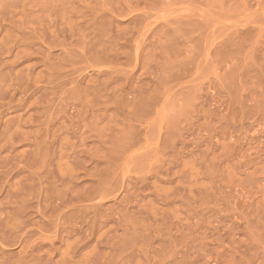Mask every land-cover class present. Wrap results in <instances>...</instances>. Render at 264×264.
I'll use <instances>...</instances> for the list:
<instances>
[{
	"label": "rangeland",
	"instance_id": "rangeland-1",
	"mask_svg": "<svg viewBox=\"0 0 264 264\" xmlns=\"http://www.w3.org/2000/svg\"><path fill=\"white\" fill-rule=\"evenodd\" d=\"M0 264H264V0H0Z\"/></svg>",
	"mask_w": 264,
	"mask_h": 264
}]
</instances>
